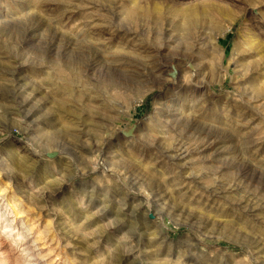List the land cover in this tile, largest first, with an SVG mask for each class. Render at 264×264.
Here are the masks:
<instances>
[{
	"label": "rangeland",
	"instance_id": "1",
	"mask_svg": "<svg viewBox=\"0 0 264 264\" xmlns=\"http://www.w3.org/2000/svg\"><path fill=\"white\" fill-rule=\"evenodd\" d=\"M0 197V264H264V0H0Z\"/></svg>",
	"mask_w": 264,
	"mask_h": 264
},
{
	"label": "bare ground",
	"instance_id": "2",
	"mask_svg": "<svg viewBox=\"0 0 264 264\" xmlns=\"http://www.w3.org/2000/svg\"><path fill=\"white\" fill-rule=\"evenodd\" d=\"M44 5V4H43ZM42 5V6H43ZM139 15H137V13L135 12V10H133V9H129L128 11H127V13H126V15H125V18H126V20L128 21V22H135L139 17H138ZM144 16L146 17V18H150V15H149V13H147V12H145L144 13ZM227 17H229V16H227ZM233 17L234 16H230V20L231 19H233ZM152 21V20H151ZM154 21V20H153ZM158 21V20H157ZM127 22V23H128ZM131 24V23H130ZM135 24V23H134ZM112 25V24H111ZM121 27V26H120ZM101 31H102V28L100 27L99 29H98V31H97V34H98V36H101ZM97 36V37H98ZM98 41V40H97ZM98 42H100V41H98ZM103 42V41H102ZM101 43V42H100ZM101 50H102V48H100ZM108 54H110V55H112V54H114V53H112L111 54V52L110 51H108ZM180 72V71H179ZM2 197H0V209H1V206H2ZM2 215L3 214H1L0 213V216L2 217ZM0 217V218H1ZM13 222H11V224H12ZM10 224V225H11ZM22 232H24V231H22ZM24 248L22 249V253H23V255L25 256V257H27L28 258V261H29V263L30 262H32V261H34L35 263H33V264H41L39 261H37L38 260V258L37 257H35V251L36 250H34V248L33 247H31V245H29V244H27V245H25V246H23Z\"/></svg>",
	"mask_w": 264,
	"mask_h": 264
}]
</instances>
